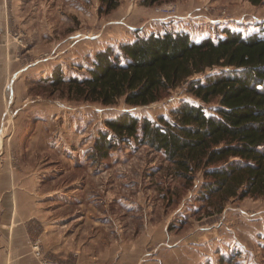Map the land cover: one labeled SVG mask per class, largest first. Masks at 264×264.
Segmentation results:
<instances>
[{"label":"rangeland","instance_id":"rangeland-1","mask_svg":"<svg viewBox=\"0 0 264 264\" xmlns=\"http://www.w3.org/2000/svg\"><path fill=\"white\" fill-rule=\"evenodd\" d=\"M99 5L0 0V167L46 171L40 179L63 191L56 201L66 203L64 227L90 253L85 264H264V195L229 198L222 205L220 196L201 199L202 170L186 179L162 151L133 140L102 160L89 154L107 117L130 110L141 118L172 119L181 99L203 103L186 83L138 106L123 98L111 105L71 99L43 83L57 64L66 76L85 74L97 50L137 35L187 29L196 39L217 38L224 26L248 34L264 26V1L119 0L108 13ZM168 10L174 13L166 15ZM13 85L20 95L9 106ZM215 103L204 105L209 110ZM15 106L22 109L14 112ZM83 205L92 210L86 219Z\"/></svg>","mask_w":264,"mask_h":264},{"label":"trees","instance_id":"trees-1","mask_svg":"<svg viewBox=\"0 0 264 264\" xmlns=\"http://www.w3.org/2000/svg\"><path fill=\"white\" fill-rule=\"evenodd\" d=\"M165 1L171 0H143ZM118 5L100 0L99 9L108 13ZM222 33L200 39L186 30L137 35L97 50L85 74L66 76L57 64L43 83L71 99L111 105L123 98L130 106L158 101L186 83L203 103L181 99L172 119L141 118L130 110L107 117L91 158H108L116 145L133 140L162 151L186 179L202 170L201 199L220 196V205L257 199L264 195V26L248 34L224 26ZM214 99L208 110L204 103Z\"/></svg>","mask_w":264,"mask_h":264},{"label":"crops","instance_id":"crops-1","mask_svg":"<svg viewBox=\"0 0 264 264\" xmlns=\"http://www.w3.org/2000/svg\"><path fill=\"white\" fill-rule=\"evenodd\" d=\"M190 7L200 9L192 4ZM22 70L20 67L14 70V84ZM18 95L20 93H16L14 85L8 88L7 104L9 102L12 106ZM2 103L1 98L0 112L3 111ZM20 109L22 107L15 106L12 111ZM43 170L42 167H22L21 164L0 167V264H43L42 258L35 253V242L42 246V257L49 260V264H85L87 255H90L86 247L83 251L81 246L78 248L75 233L70 234L68 226L64 227L66 222L62 223L61 219L66 203L56 201L63 191L55 190L40 179L42 172H46ZM86 202L84 199L85 206ZM84 205L86 219L92 210Z\"/></svg>","mask_w":264,"mask_h":264},{"label":"built area","instance_id":"built-area-1","mask_svg":"<svg viewBox=\"0 0 264 264\" xmlns=\"http://www.w3.org/2000/svg\"><path fill=\"white\" fill-rule=\"evenodd\" d=\"M165 12H166V15H172L174 13V11H172V10H168ZM34 250H35L36 255H38L39 257H41L44 260L43 263L47 264V261L42 257L41 245L38 242L34 243Z\"/></svg>","mask_w":264,"mask_h":264}]
</instances>
